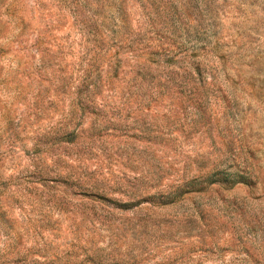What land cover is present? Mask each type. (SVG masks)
<instances>
[{
	"label": "rangeland",
	"instance_id": "rangeland-1",
	"mask_svg": "<svg viewBox=\"0 0 264 264\" xmlns=\"http://www.w3.org/2000/svg\"><path fill=\"white\" fill-rule=\"evenodd\" d=\"M0 264H264V0H0Z\"/></svg>",
	"mask_w": 264,
	"mask_h": 264
}]
</instances>
